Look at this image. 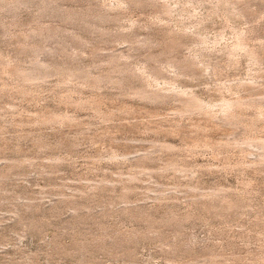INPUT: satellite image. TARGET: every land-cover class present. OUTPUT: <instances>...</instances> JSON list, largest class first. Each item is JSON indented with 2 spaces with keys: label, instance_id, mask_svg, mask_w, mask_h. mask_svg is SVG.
<instances>
[{
  "label": "rangeland",
  "instance_id": "rangeland-1",
  "mask_svg": "<svg viewBox=\"0 0 264 264\" xmlns=\"http://www.w3.org/2000/svg\"><path fill=\"white\" fill-rule=\"evenodd\" d=\"M0 264H264V0H0Z\"/></svg>",
  "mask_w": 264,
  "mask_h": 264
},
{
  "label": "bare ground",
  "instance_id": "bare-ground-1",
  "mask_svg": "<svg viewBox=\"0 0 264 264\" xmlns=\"http://www.w3.org/2000/svg\"><path fill=\"white\" fill-rule=\"evenodd\" d=\"M191 103H194V102H191ZM230 103H231V102H228V103L226 104V102H225V104H226L227 107H225V106H224V107H225L226 109H228V107L230 108V106H231ZM225 104H224V105H225ZM193 106L196 107V106H198V104H197V103H194ZM193 106H192V104H191V107H193ZM198 107H199V106H198Z\"/></svg>",
  "mask_w": 264,
  "mask_h": 264
}]
</instances>
